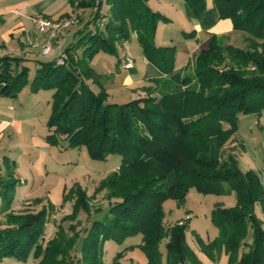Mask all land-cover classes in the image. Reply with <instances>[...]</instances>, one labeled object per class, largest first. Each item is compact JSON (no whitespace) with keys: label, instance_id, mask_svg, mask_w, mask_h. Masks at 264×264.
I'll return each instance as SVG.
<instances>
[{"label":"trees","instance_id":"1","mask_svg":"<svg viewBox=\"0 0 264 264\" xmlns=\"http://www.w3.org/2000/svg\"><path fill=\"white\" fill-rule=\"evenodd\" d=\"M147 1L105 0L110 15L107 35L98 30L85 33L64 50L68 60L63 65L57 64L58 59L38 62L29 84L31 93L52 91L48 143L57 144V136H62L67 148L84 147L93 161L121 157L120 166L94 190V194L106 190L107 198L117 201L102 218L90 221L80 236L79 221L67 229L61 226L75 222L79 211L88 217L92 212L91 197L75 185L72 213L60 219L53 237L46 241L47 208L35 213L11 211L18 183L13 179L14 164L6 160L7 178H0L5 216L0 260L26 262L32 257L35 264H103L105 242L121 245L127 238L140 236L138 247L147 264H202L186 242L189 222L163 226V204L171 199L181 205L189 189L195 188L202 194L232 191L236 200L232 207L216 206L211 211L219 235L207 244L197 237L201 252L213 262L223 253L227 264H264V221L255 214L259 205L264 215L261 177L252 170L241 173L232 155L222 156L226 141L235 135L238 115L264 112V0H212L210 8L207 0H185L188 17L198 18L202 30L228 19L233 31L247 35L246 48L224 46L211 34L195 56L191 75L176 78L183 90L156 100L149 97V87L143 98L108 103L104 77L89 62L99 52L116 54L117 45L128 42L131 33L164 74L174 70V48L154 44L155 24L168 20L153 12ZM69 4L76 9L95 8L92 22L101 16L102 3L69 0ZM21 61L0 59V96L16 98L26 84L28 69ZM87 81L98 88L97 93ZM162 241H166L164 255L159 250ZM126 251L117 253L112 264H119Z\"/></svg>","mask_w":264,"mask_h":264},{"label":"rangeland","instance_id":"2","mask_svg":"<svg viewBox=\"0 0 264 264\" xmlns=\"http://www.w3.org/2000/svg\"><path fill=\"white\" fill-rule=\"evenodd\" d=\"M23 1L27 3L37 2L39 8L46 5L44 3L50 2V0ZM87 1L97 5L102 3L100 8L101 16L92 22L93 15L91 13L95 11V8L85 7L84 9L87 10L85 11L87 15L85 17L82 15V10L84 9L75 8L74 11L78 15V23L72 29L61 33L70 32L84 24L92 32L98 30L101 35H107L105 25L110 18L109 6L104 2L105 0ZM211 1L207 0L208 8L211 7ZM58 3L59 5L52 9L53 13L59 10V12H63L68 9L69 0H58ZM31 5L33 4L31 3ZM147 5L153 12L168 20V22L158 20L155 24L154 43L156 47H173L175 49L174 65L184 66L187 63L192 64L193 55L191 51L196 41L189 39V35L193 34L197 38L196 40L203 41L206 38V34L199 30L201 26L198 18L188 17L185 0H148ZM33 7H30L31 11L34 10ZM92 9L94 10L92 11ZM34 11L32 13L27 12L26 17L24 16L22 19L25 28L32 27L33 20L31 22L30 14L37 16L33 17L34 19L45 17L39 14L41 12L39 9ZM4 20L5 18L2 21L0 20V55L20 58L22 60L21 66L28 69L27 82L18 96L13 99L0 97V120H5L9 123L13 121L12 123H14L10 127L8 125V129L3 133V140L0 141V156L4 165L6 160H8L10 165L14 164L18 167L17 169L14 166L12 170L13 179L18 184L13 191L12 206L15 207L11 211L15 214L24 211L35 213L42 208H47L49 211V222L44 231L47 241L53 237L60 219L72 213L74 198L71 192L75 185H79L86 191V195L91 197L89 206L92 212L88 217L83 211H79L75 222H64L61 226L67 229L70 224L79 221L80 224L76 230L82 236L90 221L102 218L108 207L117 201L115 199L109 200L106 196V190L97 194H94V190L107 175L120 166L121 157L109 155L105 161H93L89 159L84 147L67 148V143L62 136H57V144H50L46 141L48 134L46 123L52 110V95L45 91L31 93L29 84L35 74L38 62H50L54 59L59 61V59H62L60 65L65 64L68 56L64 53V50L72 44L73 40L69 39L64 43L56 41L54 43L53 48L62 45V51L56 58L51 56L38 57L40 42L34 47L25 49L21 45L25 44L22 41L24 37L21 33H17L15 36L14 45L16 48L11 47L13 43L7 44L4 41L2 38ZM133 35L135 34L131 33L128 42L117 45L116 54L99 52L89 62V66L96 70L98 74L104 78L109 77L107 89L105 88L107 102L120 105L143 98L145 97L144 90L149 87V97L156 100L166 93H171L178 89L183 90L185 87H180L173 80L162 82L161 79L163 77H149L152 69L148 68L142 48L137 38ZM43 38L42 36L41 39L44 44L45 39ZM79 39V37H76L74 39L75 43ZM218 39L224 46L232 45L240 49H245L247 46V35L238 31H230V33L221 35ZM29 49L30 51H27ZM30 52L34 55H28ZM76 53L80 55L81 48H77ZM127 59L131 61L132 68L125 66L128 62ZM133 68L134 70H131ZM192 70L193 66L189 75H191ZM144 76L146 77L145 79ZM87 84L94 93L98 92V88H95V85L90 81H87ZM125 84H129V87L124 88ZM15 123L18 131L14 127ZM222 151L223 157L228 155L234 157L237 168L241 173L252 170L260 175L264 185V112L261 115H238L235 135L226 141ZM4 165H0L1 179L7 178V170ZM20 179L24 180V184H20ZM20 200L21 202H19ZM26 201L30 202L31 205L26 206ZM235 202V194L232 191L222 195L202 194L195 188H190L181 205H177L171 199L163 204V226L168 228L175 224L182 225L189 222L185 233L186 242L199 261L202 264H227V257L223 253L213 262L205 253L201 252L196 238L199 237L205 244L217 239L219 233L211 222V211L216 206L232 207ZM97 209L100 212L94 214L93 211ZM255 214L264 221L261 206L257 205L255 207ZM4 227L5 216L3 215L0 217V229ZM140 240L141 237L136 236L125 239L121 245L112 241L105 242L102 256L103 264H112L114 256L124 249H127V251L119 260V264H147L144 254L138 247ZM165 242L162 241L159 245V250L163 255ZM0 264H35V261L32 257H29L26 262L3 258L0 260Z\"/></svg>","mask_w":264,"mask_h":264},{"label":"crops","instance_id":"3","mask_svg":"<svg viewBox=\"0 0 264 264\" xmlns=\"http://www.w3.org/2000/svg\"><path fill=\"white\" fill-rule=\"evenodd\" d=\"M31 3L33 5H31ZM31 3L24 2L23 0H15V1H13V0H0V20L2 21V19L5 18V20L3 21V27H2V29H3L2 38L4 39V41L7 44H12L13 43V46L11 45V47H13V48H16V46L14 44H15V36H16L17 33L23 34L24 40H22V41L25 44L24 45L21 44V45L24 46L25 49H28L27 47H34L39 42L41 44V45L39 44V48L40 49H41V47L43 45L42 39H41L42 38V35L38 32V30L35 27V19L34 18L37 17V16H32L30 14V17H31L30 20H31V22L33 20L32 27H30V28L26 27L25 28L23 26L22 19L27 14V12L28 13H32V11H34L36 9L37 10L39 9L41 11L39 14L44 15L45 16L44 18H51V19H59L61 17H67L68 15H70L69 13L75 12L74 11L75 8L71 7V5L69 4L67 6V8H68L67 10H64L63 12H59L60 11L59 10L58 12L53 13V10L52 9H55L57 7V5H59L58 0H50L49 3H44L46 5H44L41 8H39V6H37V4H38L37 2H31ZM30 7H33L34 10L31 11V8ZM93 10L94 9H92V11ZM82 11H83L82 12V15L84 17L87 16L85 14L86 13L85 11H87V10L84 9ZM93 14H94V11H93V13H91V15H93ZM56 17H59V18H56ZM86 20H87V18H86ZM199 30H201V32H204L206 34V38L203 41H199V40H196L197 38L195 36L193 38H190L189 37V39L196 41L195 46L192 47V51H191V54L193 55V58H192L193 59V62H192V64L187 63L184 66L174 65V70L170 74H164L160 70L159 66L155 62H153L152 60H150L143 53L144 54V57H145V60L148 63L147 64L148 68L150 70L152 69V71L150 72L151 73V76H149V77H152V78H157V77L158 78L159 77L161 78V77H163V79H161L162 82H169V81H172V80L175 81L178 76L184 77V76L189 75L190 74V71H191V67L193 66V63H194V55L200 49V47L203 44H205V42L207 41L209 35L214 34L217 37H220L221 35H224L225 33H230V31H233V28H232L231 21L228 20V19H225V20H218L208 30H205L204 31V30H202V28H199ZM88 31H90V28H86V26H84V24H82L78 28L73 29L70 32L60 33L59 36H58V38H56V40L54 41V43L56 41H58V43L59 42L64 43V42L68 41L69 39H72L73 40L72 44H74L75 43L74 39L76 37L81 38ZM133 36L136 37L135 35H133ZM40 49H39V52L37 54L38 57H41L42 56L41 55V52H40ZM27 51H30V49L27 50ZM61 51H62V45L61 46H57L56 48H53V55L51 57L56 58L57 55ZM28 55L31 56V55H34V54L32 52H30V54H28ZM3 56L4 55H0V57H3ZM131 70H134V68L131 69ZM94 71H95V73H97L96 70H94ZM98 75H100V74H98ZM145 78L146 77L144 76V79ZM108 82H109V77L104 78V86H105L106 89H107ZM125 85L126 86L124 88H128L129 87L128 86L129 84H125ZM151 87H152V85H151ZM95 88H96V86H95ZM45 92H49L52 95V91H45ZM0 97H2V96H0ZM12 122L9 123V122H7L5 120H0V141L3 140V133H4V131H6V129H8V125L10 127V125L14 124ZM14 127H15V129H17L16 131H18V127L16 126V123H15V126ZM2 164L4 165V162H2ZM4 167H5V165H4ZM16 168L18 169V167H16ZM16 168H15V170H16ZM0 174H1V172H0ZM13 207H15V206H11V209ZM3 215L4 214L1 212V203H0V217L3 216Z\"/></svg>","mask_w":264,"mask_h":264},{"label":"built area","instance_id":"4","mask_svg":"<svg viewBox=\"0 0 264 264\" xmlns=\"http://www.w3.org/2000/svg\"><path fill=\"white\" fill-rule=\"evenodd\" d=\"M78 15L74 12L67 17H61L59 19L51 18H37L35 19V27L38 32L44 37L45 42L41 48V55L44 57H50L53 55V44L54 40L57 38L58 34L62 31H68L72 29L78 23ZM126 67L131 66V61L127 59ZM62 59H59L57 64H61ZM2 164V157L0 156V165ZM20 184H24V180L20 179ZM21 202V200L19 201ZM26 206H30V202H25ZM25 206V207H26Z\"/></svg>","mask_w":264,"mask_h":264}]
</instances>
